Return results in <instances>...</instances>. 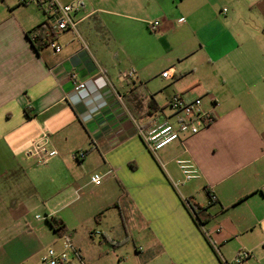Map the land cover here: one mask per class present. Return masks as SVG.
I'll list each match as a JSON object with an SVG mask.
<instances>
[{
	"label": "crops",
	"instance_id": "crops-1",
	"mask_svg": "<svg viewBox=\"0 0 264 264\" xmlns=\"http://www.w3.org/2000/svg\"><path fill=\"white\" fill-rule=\"evenodd\" d=\"M39 1L0 5V264L38 255L53 230L28 221L39 209L65 222L79 264L94 256L66 210L80 226L89 213L115 251L124 240L108 217L118 215L137 264H227L241 251L252 253L244 264H264V0H83L77 32L63 33ZM74 74L88 97L74 91ZM206 93L217 122L151 153L138 126L169 120L176 94ZM43 133L59 156L39 166L26 152ZM183 159L199 177L186 180Z\"/></svg>",
	"mask_w": 264,
	"mask_h": 264
},
{
	"label": "built area",
	"instance_id": "built-area-1",
	"mask_svg": "<svg viewBox=\"0 0 264 264\" xmlns=\"http://www.w3.org/2000/svg\"><path fill=\"white\" fill-rule=\"evenodd\" d=\"M3 0H0V5ZM38 5L45 11L48 16L49 25L57 32L65 31L77 32L78 22L75 15L86 8L83 0H78L71 4H61L57 0H40ZM151 32L155 33L160 27L159 21H152L149 24ZM56 53L62 51V47L55 42L49 43ZM135 71H128L122 74L124 79H132ZM163 78L171 80L173 74L170 69L162 73ZM74 91L82 98L88 97L90 93L89 83L81 81L77 75L72 76ZM209 102L206 107L204 100ZM218 102L213 93H206L204 97H196L192 100L186 99L181 94H176L170 102V108L173 111L172 117L165 121H153L148 126H138V134L143 139L149 151L157 154L160 150L169 145L182 140L183 138L195 136L202 130L211 127L219 119L217 110ZM59 156V152L49 148V136L43 133L40 139L35 142L26 152L28 159H34L39 166L47 165L51 160ZM76 159L85 158L84 152L73 155ZM178 164L186 180H192L199 177V171L192 160H178ZM111 173V172H109ZM105 175H93L91 183L101 185ZM39 219L43 217L38 216ZM70 243H65L61 250L49 249L40 259L39 264H79L75 253H70L72 249ZM252 258L250 251H241L233 263L227 264H244Z\"/></svg>",
	"mask_w": 264,
	"mask_h": 264
},
{
	"label": "rangeland",
	"instance_id": "rangeland-1",
	"mask_svg": "<svg viewBox=\"0 0 264 264\" xmlns=\"http://www.w3.org/2000/svg\"><path fill=\"white\" fill-rule=\"evenodd\" d=\"M10 2H18L20 0H9ZM165 107L168 106L167 99L163 100ZM59 204H61V199H57L54 202V205L59 207ZM74 211L72 210H66L63 212L65 217L68 220L69 228L72 231L73 234H77V237L80 239H76L77 244L81 246V248L88 254L93 255L94 258L92 260L93 264H137V262L130 257V255L134 254V245L131 241H126V232L125 229L122 227V225L118 223L119 218L118 215H115L114 217L109 216V225L113 226L115 230H117L118 235L121 236V238L124 240L121 243V248L118 249V247L115 249L110 243H100V237H99V231L96 229V231L92 230L93 227L97 228L96 222L94 218H90V214L86 212L82 215V218L84 219L85 223H81V226L79 225L78 218L73 214ZM36 214H40L38 216L43 217L44 220L42 222H38L40 220L38 216L35 217ZM46 213H44L43 209H39L36 213H33L28 217V221L31 222V224L36 225L39 227L41 223H48V218H44ZM53 216V215H51ZM102 216V215H101ZM59 218V216H56ZM97 218V217H96ZM101 217H98V219ZM88 220V221H87ZM50 227V226H49ZM51 229V228H50ZM74 229H77L74 231ZM91 231V233H89ZM69 236L60 237L56 234L54 229L51 231V234H48V237H45L42 241L39 243L37 242L35 244L34 251L38 253L37 256L31 261H28L26 264H39L41 257L51 248L56 250H61L64 246V244L70 243L71 241L67 240ZM71 244V243H70ZM70 253L73 255L74 249L72 248ZM113 253V254H112ZM92 257V256H91Z\"/></svg>",
	"mask_w": 264,
	"mask_h": 264
},
{
	"label": "trees",
	"instance_id": "trees-1",
	"mask_svg": "<svg viewBox=\"0 0 264 264\" xmlns=\"http://www.w3.org/2000/svg\"><path fill=\"white\" fill-rule=\"evenodd\" d=\"M154 101H151V108L155 106ZM158 108V107H157ZM156 109V106H155ZM190 207L193 208V210L195 211V213L198 212V207L195 205H191ZM199 214V213H197ZM48 223L50 224V226L54 229V231L56 232L57 235H59L60 237H65L68 231V228L65 224V222L58 218V217H51L48 219Z\"/></svg>",
	"mask_w": 264,
	"mask_h": 264
}]
</instances>
